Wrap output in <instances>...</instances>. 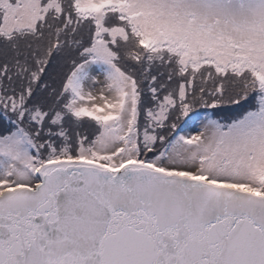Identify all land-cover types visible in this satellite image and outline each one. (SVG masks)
<instances>
[{
  "label": "snow or ice",
  "instance_id": "1",
  "mask_svg": "<svg viewBox=\"0 0 264 264\" xmlns=\"http://www.w3.org/2000/svg\"><path fill=\"white\" fill-rule=\"evenodd\" d=\"M0 264H264V0H0Z\"/></svg>",
  "mask_w": 264,
  "mask_h": 264
},
{
  "label": "bare ground",
  "instance_id": "2",
  "mask_svg": "<svg viewBox=\"0 0 264 264\" xmlns=\"http://www.w3.org/2000/svg\"><path fill=\"white\" fill-rule=\"evenodd\" d=\"M198 126H199V124H194V125H192L191 127H189V128L187 129V131H191V130H192V127H195V128L198 129Z\"/></svg>",
  "mask_w": 264,
  "mask_h": 264
},
{
  "label": "rangeland",
  "instance_id": "3",
  "mask_svg": "<svg viewBox=\"0 0 264 264\" xmlns=\"http://www.w3.org/2000/svg\"><path fill=\"white\" fill-rule=\"evenodd\" d=\"M198 124V123H197ZM200 127V125L198 126V128Z\"/></svg>",
  "mask_w": 264,
  "mask_h": 264
},
{
  "label": "trees",
  "instance_id": "4",
  "mask_svg": "<svg viewBox=\"0 0 264 264\" xmlns=\"http://www.w3.org/2000/svg\"><path fill=\"white\" fill-rule=\"evenodd\" d=\"M223 115V114H222Z\"/></svg>",
  "mask_w": 264,
  "mask_h": 264
}]
</instances>
